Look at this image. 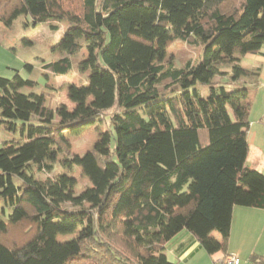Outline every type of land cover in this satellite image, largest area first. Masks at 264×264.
<instances>
[{
	"label": "trees",
	"instance_id": "obj_1",
	"mask_svg": "<svg viewBox=\"0 0 264 264\" xmlns=\"http://www.w3.org/2000/svg\"><path fill=\"white\" fill-rule=\"evenodd\" d=\"M79 2L0 0L5 26L22 15L70 25L66 56L47 71L67 75L86 49L79 70L89 72L69 88L72 109L23 93L36 82L17 73L0 78V125L19 133L0 148V264H173L165 245L182 231L209 255L226 253L234 208L264 209V174L248 165L259 160L248 142V86L260 69L241 66L264 53V0ZM178 40L201 45L199 63L174 65L168 51ZM222 65L229 82L217 80ZM107 114L94 149L72 154L68 136ZM62 154L64 168L90 181L79 195L69 173L36 177L52 174ZM16 228L22 243L8 241Z\"/></svg>",
	"mask_w": 264,
	"mask_h": 264
},
{
	"label": "rangeland",
	"instance_id": "obj_2",
	"mask_svg": "<svg viewBox=\"0 0 264 264\" xmlns=\"http://www.w3.org/2000/svg\"><path fill=\"white\" fill-rule=\"evenodd\" d=\"M74 6L80 5L79 0H72ZM79 2V3H78ZM71 8L72 5L68 4ZM70 28L67 22H59L49 20L45 23L35 25L32 18L28 15L20 16L12 26H5L0 22V78L13 79L17 74L24 80L36 82L33 89L24 88L23 93H43L46 92L49 107L54 110L60 105H67L70 109L73 104L69 99V88L72 85L80 86L87 83L89 72L82 73L79 70L81 61L88 57L86 49L81 50L78 54L72 56V68L67 75L58 76L45 69V66L57 62L66 54L60 49V43ZM202 55V47L199 44L191 42H183L178 40L168 51L169 59L178 68H183L188 62L197 64L200 62ZM28 66H31L30 68ZM220 70L226 73V76L218 78V81H228V75L231 70L227 65H222ZM229 82V81H228ZM203 97H206L208 88L200 87ZM2 90L0 89V96ZM112 112V111H111ZM110 112V113H111ZM108 114L104 119L88 126L80 135H69L71 141V153L74 155H84L92 151L100 140V135L108 128ZM253 131L249 134V141L254 147H257L256 141L252 140ZM19 139V133H11L6 131L3 125H0V148L5 143H10ZM262 155L259 160L250 162L248 165L258 168L264 174V147L259 148ZM253 154H257L255 151ZM69 156L62 154L58 163L55 164L54 172L50 175L46 173H36L39 180H45L48 177H55L61 173H69L75 178L73 191L76 195L82 193L86 188L90 187L89 179L84 175L79 167L71 169L64 168L60 163ZM68 207V205H67ZM25 229H13L8 236V241H24L22 233ZM80 231L73 235L60 236L58 239L67 242L79 236ZM214 236H220L218 232L213 233ZM22 240V241H21Z\"/></svg>",
	"mask_w": 264,
	"mask_h": 264
},
{
	"label": "crops",
	"instance_id": "obj_3",
	"mask_svg": "<svg viewBox=\"0 0 264 264\" xmlns=\"http://www.w3.org/2000/svg\"><path fill=\"white\" fill-rule=\"evenodd\" d=\"M241 66L248 71L260 69L258 83L248 86L249 100L253 105L248 137L253 131L252 140L256 141L257 147L250 143L249 138L248 142L251 151L261 156L259 148L264 147V53L243 57ZM165 255L173 264H222L228 255L239 258L241 264H264V209L234 208L226 253L209 255L193 234L182 231L165 245ZM253 257L257 261L253 262Z\"/></svg>",
	"mask_w": 264,
	"mask_h": 264
},
{
	"label": "built area",
	"instance_id": "obj_4",
	"mask_svg": "<svg viewBox=\"0 0 264 264\" xmlns=\"http://www.w3.org/2000/svg\"><path fill=\"white\" fill-rule=\"evenodd\" d=\"M222 264H241V261L239 258L233 255H228L224 258V260L222 261Z\"/></svg>",
	"mask_w": 264,
	"mask_h": 264
}]
</instances>
